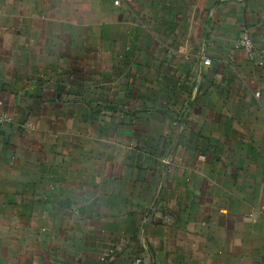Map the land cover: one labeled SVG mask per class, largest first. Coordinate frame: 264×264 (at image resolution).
I'll list each match as a JSON object with an SVG mask.
<instances>
[{
  "label": "crops",
  "instance_id": "0c3cea01",
  "mask_svg": "<svg viewBox=\"0 0 264 264\" xmlns=\"http://www.w3.org/2000/svg\"><path fill=\"white\" fill-rule=\"evenodd\" d=\"M0 110V264H264V0H0Z\"/></svg>",
  "mask_w": 264,
  "mask_h": 264
},
{
  "label": "built area",
  "instance_id": "2783aa9c",
  "mask_svg": "<svg viewBox=\"0 0 264 264\" xmlns=\"http://www.w3.org/2000/svg\"><path fill=\"white\" fill-rule=\"evenodd\" d=\"M116 4H119V2H116ZM242 45L245 46L248 49L250 54L253 52V43H252V41L246 40V41H244L242 43ZM170 50L173 51V52H177V53H179L181 55H186V53L188 51V49H187V47L185 45H180L179 47L177 46V48H171ZM203 63H204L205 66H209L211 64V60L210 59H205L203 61ZM2 120H6V117L1 113V110H0V121H2ZM142 263H143L142 259H137V260L134 261L133 264H142Z\"/></svg>",
  "mask_w": 264,
  "mask_h": 264
}]
</instances>
